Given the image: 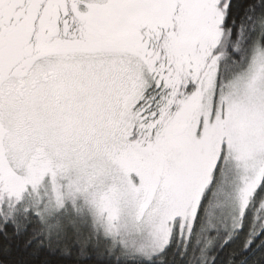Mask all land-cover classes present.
<instances>
[{
  "label": "snow or ice",
  "instance_id": "snow-or-ice-1",
  "mask_svg": "<svg viewBox=\"0 0 264 264\" xmlns=\"http://www.w3.org/2000/svg\"><path fill=\"white\" fill-rule=\"evenodd\" d=\"M0 264H264V0H0Z\"/></svg>",
  "mask_w": 264,
  "mask_h": 264
}]
</instances>
